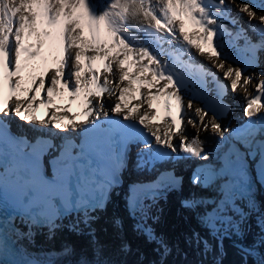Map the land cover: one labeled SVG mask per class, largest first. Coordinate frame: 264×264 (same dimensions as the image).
<instances>
[{"label":"snow or ice","instance_id":"snow-or-ice-1","mask_svg":"<svg viewBox=\"0 0 264 264\" xmlns=\"http://www.w3.org/2000/svg\"><path fill=\"white\" fill-rule=\"evenodd\" d=\"M193 48L228 84L190 63ZM262 53L264 0H0V193L11 192L16 210L0 218V256L12 251L29 258L10 264H39L21 241L37 227L51 235L61 217L75 212L72 228L83 231L82 223L89 229L95 256L77 264H113L102 258L91 224L122 185L130 146L138 144L135 168L157 174L130 184L126 202L136 230L156 245L152 264H171L174 249L185 255L148 221L159 219L152 208L161 194L183 186L175 166L192 159L201 162L189 181L199 191L182 206L207 233L193 230L184 238L204 258L197 264H224L225 240L240 264H264V203L256 198L264 189V72L249 71L264 62ZM229 59L241 66L228 65ZM180 69L197 70L203 91L190 88L196 82ZM205 77L215 84V96L208 95ZM253 83L255 95L248 94ZM228 90L246 94L247 122L234 129L218 122ZM188 93L204 107L194 108ZM107 97L114 98L110 104ZM65 98L67 104L58 103ZM77 102L81 110L73 112ZM41 106L46 118L36 114ZM12 115L38 134L13 132L5 119ZM48 126L77 133L79 142L65 135L55 143L41 131ZM201 133L215 139L211 153ZM163 163L173 167L158 170ZM113 225L123 227L118 218ZM121 251L130 252V245L122 242ZM61 254L74 249L66 245Z\"/></svg>","mask_w":264,"mask_h":264},{"label":"bare ground","instance_id":"bare-ground-1","mask_svg":"<svg viewBox=\"0 0 264 264\" xmlns=\"http://www.w3.org/2000/svg\"><path fill=\"white\" fill-rule=\"evenodd\" d=\"M237 2H239V0H237ZM254 2H258V0H254ZM258 11H260V9H257ZM233 16H237L240 20V23L243 24L245 27H247V18L242 16L241 14H239L238 12H236L235 9H233L232 12ZM221 23L226 24L230 29L232 28V25L228 24L227 21H221ZM234 30V29H233ZM130 31H135V30H130ZM141 35L142 34H138ZM227 39V38H226ZM242 42V41H240ZM165 48H168L169 46L167 44L164 45ZM232 55L235 56V54H238L235 52L234 49H230L228 50ZM191 55L194 57V59H196V61H198L200 64L206 65L207 67H211L212 69L216 70L217 72H219L221 74V77L223 79L224 75L223 72L221 70H219L218 68L213 67L212 63L210 61H208L206 56H199L196 52V49H191ZM228 65H231L233 67H236L235 63L232 62V59H229L227 61ZM253 87H254V83L252 85L248 86V94L252 95L253 92ZM245 94L243 91H238L237 93L233 94L231 92V96L230 99L232 98V96H237L239 94ZM246 95V94H245ZM110 98V99H109ZM112 97H107V103H111L112 101ZM186 100H191L194 108L195 107H202V104H204L202 102L201 99L196 98V102L193 101L191 99V95L190 93L186 94ZM245 100V99H244ZM200 102V103H198ZM245 106V103H244ZM241 111V109H240ZM235 115H237V112H230V114L228 115V117L225 120H219L218 122L222 125V127H226L227 123H230L231 121L234 120ZM27 127L28 124H26ZM31 128V127H30ZM33 129V127H32ZM55 132L58 134H61L62 132H60L59 130L55 129ZM195 132V129H192L190 126L187 129V134H189V136L193 135ZM202 138H209V143L207 145L206 150L209 151L210 153L212 152V147L215 145V139L210 137L209 133H201ZM195 161V159H194ZM260 200L262 201V203H264V195L260 196ZM177 204V203H176ZM176 204H175V208H176ZM174 208V209H175ZM161 207H157L154 211L156 212V216L159 217V214L161 213L160 211ZM167 209L165 208V210H162L163 213H166ZM170 211V210H169ZM189 212V211H187ZM113 220H114V216L111 214H106L105 216H103L102 218L99 219L98 222H100L98 224V222L96 223L95 226H97L96 229V234H98L99 232L104 233L105 235L108 236H113L118 235V233H122L121 230L117 229L116 227H114L113 225ZM157 227L162 226V235L164 238L167 239V241L169 242V244H171V240L168 238V236L170 237V232L172 233V237H180L179 241H182V237L181 234L183 233H187V235H190V231L189 228L192 230H198L201 232L202 235L207 236V233L200 228V226L195 223L193 220L190 223V227L187 228L186 225H184L182 222H174L171 220H164L162 218L159 217L158 221L155 222ZM75 224V223H73ZM72 224V225H73ZM110 224V227H109ZM72 225L67 226V228L69 230H71V232L73 233V237L68 241L69 246H71L74 249V254L71 256H62V255H51L50 254V246H51V242H53L52 240H48V237L51 238V236H46L45 238H39V237H35L34 235L31 237V239H25L22 240V244L25 245V247L27 248L28 253H30L31 256H33L34 258H36L37 260H40L41 262H43L44 264H77V261H79L81 259V257H86L88 260H94L95 256L93 254V245L91 241V238H87L85 237V231L86 229H82V227L79 226L80 229H82L83 231H74L72 228ZM94 226V228H95ZM160 235V232H158ZM95 234V235H96ZM124 236H129L127 237L128 239L122 238V235H120V237L116 238L115 235L113 238L109 239V240H104L103 238H100V235H98L96 237V240L99 241L100 245L103 246V259H106L108 261L113 262V264H118V262L120 264H152V261L157 260L158 257L154 254H150L148 250H144V248H142V250H140V252H145V256L144 257H139V255H141V253H136L134 248L136 247L135 245H145L147 244L144 236L139 233L137 230H135V228L132 227V225L130 224V221H128L127 223H125V227H124V232H123ZM165 234H167L168 236H166ZM255 235V231H253L252 233L249 234L248 238H247V242L251 243L253 236ZM58 238V236H57ZM115 241H118L122 244V242H127L128 245H130L131 251L128 253H124L121 251V247H119V245H117V243ZM134 241V242H133ZM60 243V241H58ZM115 244V246L117 248H119V250L117 251L116 248H113V245ZM213 244H215V242L213 241ZM57 243L54 244V247H56ZM63 247V246H62ZM186 247V248H185ZM184 250H189V246L187 248V246L183 245ZM191 248V251L194 252L196 255H198L197 258H191L193 257L188 256V258L185 257V255H181V256H176L175 253H173L172 256L169 257V261L171 262V264H197L198 261H200L201 259H204L203 257L200 256L199 252L195 249V248ZM62 250V249H61ZM224 250L226 252V255L224 257V264H240V256L237 254L236 249L232 246V242L230 240H225L224 241ZM193 254V253H192ZM208 260H211V257L207 258Z\"/></svg>","mask_w":264,"mask_h":264},{"label":"rangeland","instance_id":"rangeland-1","mask_svg":"<svg viewBox=\"0 0 264 264\" xmlns=\"http://www.w3.org/2000/svg\"><path fill=\"white\" fill-rule=\"evenodd\" d=\"M94 2H95V0H94ZM237 12V11H236ZM110 99V98H109ZM116 243H117V245H119V247H121V243L120 242H118V241H115ZM187 246V245H186ZM186 248V247H185Z\"/></svg>","mask_w":264,"mask_h":264}]
</instances>
